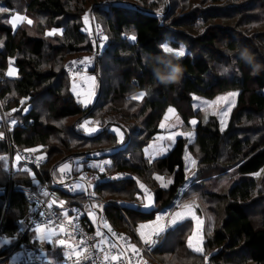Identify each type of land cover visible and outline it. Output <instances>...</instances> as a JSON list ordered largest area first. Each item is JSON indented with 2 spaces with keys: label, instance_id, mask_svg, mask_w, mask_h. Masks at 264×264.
I'll use <instances>...</instances> for the list:
<instances>
[{
  "label": "trees",
  "instance_id": "trees-1",
  "mask_svg": "<svg viewBox=\"0 0 264 264\" xmlns=\"http://www.w3.org/2000/svg\"><path fill=\"white\" fill-rule=\"evenodd\" d=\"M91 7L90 23L107 35V47L101 54L92 41L95 29L90 34L83 32L85 13ZM0 8L6 9L0 11L1 108L6 114L14 110L20 121H32L24 130L11 132L10 140L22 153L48 148L42 168L34 171L19 162L13 180L6 179L1 186L0 241L9 242L0 243V264H11L6 258L25 246L44 251L54 262L64 258L65 250L58 246V239L50 244L39 242L35 232L27 231L23 220L31 206L22 189L37 191L30 176L33 173L40 184L47 182L54 191L68 195L60 187L59 169L82 159L83 170L99 172L90 164L105 161L90 157L96 153L78 150L107 143L112 146L105 149L112 152L108 158L111 164L105 163L104 172L128 175L95 189L102 199V214L115 231L128 234L137 246L142 244L137 227L154 221L158 212L171 206L188 185V154L198 162L199 170L192 176L197 174V182L183 193L181 201H203L209 211L214 209L219 228L204 240V253L200 254L189 242L195 221H182L162 233L154 257L160 264H180L183 260V264H264V207L259 208L262 213L256 219L258 207L264 206V175L254 177L264 168V27H255L264 22V0H0ZM17 13L32 18L34 27L18 26L14 34L10 20ZM52 29L62 30V34L46 38L43 34ZM201 30L203 35H199ZM133 35L135 41L130 39ZM169 38L187 43L199 54L183 59L170 57L162 50ZM245 49L253 54L252 63L242 58ZM80 53H96L93 73L101 78L102 86L93 109L83 108L71 95L69 80L61 71L66 60ZM213 61L225 62L222 77L213 72ZM11 62L18 68L15 79L6 78ZM174 66L183 69L179 82L160 83L156 70L167 75ZM213 73L216 76L210 82ZM105 74L109 76L106 84ZM114 76L118 82H113ZM228 91L238 92V99L225 131L221 132L216 117L206 123L199 120L195 128L191 126L192 141L185 135L166 156L154 160L145 156L144 147L160 133L159 124L169 107L178 110L185 122L182 130L189 133L190 119L200 114L193 107V96L212 100ZM139 92L146 94L142 101L133 99ZM36 96L54 98L48 112L55 120L85 117L93 122L106 115V107L132 101L138 118L146 116L145 129L138 134L146 136L139 154L130 153L131 143L116 147L119 137L110 129L90 137L80 135L78 130L65 134L52 125L43 127L42 118L33 109L26 114L16 109L21 107L20 101H32ZM78 136L84 142L72 145ZM10 152L8 142L1 139L0 157L8 158V162L7 158L0 161L1 170L7 163L11 165ZM1 176L9 178L8 173ZM136 176L153 189V209L144 210L142 201L135 199L143 192ZM71 198L75 200L70 204L82 205L86 194Z\"/></svg>",
  "mask_w": 264,
  "mask_h": 264
},
{
  "label": "rangeland",
  "instance_id": "rangeland-1",
  "mask_svg": "<svg viewBox=\"0 0 264 264\" xmlns=\"http://www.w3.org/2000/svg\"><path fill=\"white\" fill-rule=\"evenodd\" d=\"M151 1L152 0H149V2H151ZM92 11L93 10L91 7L90 9H87V11L85 13V17L86 16L88 17V21L85 22L84 29H83L84 33L90 34L94 29H95L94 33L96 32L97 29L103 30L101 27L95 28L90 23V20H91L90 14H92ZM16 16H20V19H22V20L16 22L15 28L12 27L14 29L13 30L14 34L16 33V31L19 28H24V29L30 28L31 29L34 27V24H35L34 20L32 18L28 17L26 14H20V13L15 14V16H13L11 18L10 24H11V21L14 20ZM28 20H31L32 23L29 24ZM44 23L45 22H43V24ZM18 26H19V28H18ZM255 27L256 28L257 27H261V28L264 27V22H263V24H257ZM53 31L55 32L54 35H51V36L48 35V33L53 32ZM30 33H32V32H30ZM61 34H62V30L52 29V30L47 31L43 35L46 38H52L55 35H61ZM203 34H204V30H201L199 35H203ZM174 39L175 38H169L162 45V50H163V47L165 45H167L168 47H170L173 50V51H169V52L163 51L164 53H166L170 57L175 58V59H183L187 56H196L199 54L198 49L192 50L187 43H184L181 41H179L177 43ZM106 47L101 52H98V54H101L106 49ZM181 49L185 53L184 56H181L178 53H176L177 51H179ZM95 58H96V53H80V54L66 60L63 63L62 69H61V71H63L65 74L66 80L67 81L69 80L71 95L79 103L81 100H83L85 98V96L89 92L92 93L91 100L86 106L80 103L81 106L85 109L89 108V107H91L93 109L95 107V105L99 102V99L101 97L102 80L96 74L93 73ZM217 58H215V59H217ZM75 60L76 61H82L83 65H84V74L82 75L85 77L84 79L74 80V79L69 78L67 73H66L67 64L70 61L75 62ZM224 64H225V62H223V61H220L219 63L213 61V65H214L213 66V72L216 75H218L219 77L223 76ZM57 71L59 72L60 69H58ZM214 73L209 77L210 82H212L216 76ZM17 74H18V68L16 65H14L11 62L9 64V66L7 67L6 78L7 79H15L17 77ZM108 77H109L108 74L104 75L105 84H106ZM99 79H100V85H99ZM118 81L119 80L117 79V77L114 76L113 82L115 83ZM73 89L76 91L74 92ZM77 92L80 93L79 96H77V94H76ZM233 92L236 93V95L234 97L229 95L230 93H233ZM141 93H144V92H139L134 96L135 100L142 101V99L145 97L146 94L144 93V95L141 96L140 95ZM67 94L68 93L64 92L63 96L67 97L66 96ZM218 97H227L228 99L227 100H218L217 99ZM237 99H238V92H236V91L224 92V93L216 96L212 100L204 98L202 96L194 95L193 96V107H194L195 111H199L200 114L198 117L192 118L190 120L191 121L193 119H195L196 121L202 120L203 122L206 123L211 117H216V119H218V121H219L220 130H221V132H223L227 129L231 113L237 105ZM53 101H54V98H52L51 96H43L40 99H39V96H36L35 100H32V101H30V100H28L26 102L20 101V103L22 105H21V107L19 106L16 109L19 111L23 110L22 114H26V113H28V111L30 109H33L42 118L43 127H46L47 125H49V126L52 125V126L56 127L57 130L65 131V134H70L72 131L78 130L80 135H82L84 137L85 136L90 137L92 135H96V134L98 135V134L106 131L107 129H110V131L114 130V129H118L119 134L116 131H114L117 134V136L119 137L118 145L116 147H118L120 144L123 145V143H127V144L131 143L132 144L131 147H128V149L130 148V153L139 154V150L143 146L144 141L146 139L145 138L146 136L143 135V136L139 137L138 134L140 132H143L145 129L143 125H144V122L146 120V116H144L141 119L138 118V116H139L138 109L132 108V106H133L132 101H130V102H126V101L125 102H118L115 105H110V106L106 107V110H105L106 115L102 119H100V120L97 119L94 122L91 119H88L85 117L80 118V119L73 118L70 120H55V119H53L52 116L48 112L49 106ZM3 104L5 105V102H3ZM0 106H1V104H0ZM179 107L181 108L180 105H179ZM111 108L113 109L112 111H110ZM169 108H171L176 113V118L172 121L167 120V119L172 117V115L168 111ZM169 108L167 109V111L164 115L163 121L159 124L160 133L157 136H155L154 138H152V140H150L149 143L144 147L145 148V156L151 160L166 156L170 152V150L174 147V145H175V143L179 137L187 135V136H189V141H190L192 139V135H194L193 134L194 132L191 128L192 127L195 128L196 124L195 125L188 124V127H189L188 131H190V132L185 133L182 130L183 124L185 122L183 121V119L178 114V110L172 106ZM165 117H167V119H165ZM86 120L89 122L86 125V127L96 128V131L94 133L88 134L82 130L81 125ZM161 124H164L163 128L160 127ZM6 133L7 132L5 130H1L0 131V137H3L4 135H6ZM56 134L57 133H55L54 135L56 136ZM173 134H176L175 139H169V137H171ZM121 135H122L123 139L120 138ZM75 142L76 143H82V142H84V139L79 138V136H78V139L73 140L72 145H75L76 144ZM57 143L58 142H56L55 145ZM10 144L14 145L12 142ZM125 145L123 147H125ZM110 146H111V144H108V143L105 145H99V146H93V147L87 146L84 148H80L78 150V152L83 151V152H87V153H96L94 155H91L90 157L91 158L95 157L99 160L105 161V163L111 164V161L108 158L112 152H107L105 150L106 148H108ZM34 149L37 150V153L39 155L45 156V160L47 159V151H48L47 147H37ZM98 149H100V150H98ZM101 152H104V153H101ZM102 156H107V157L101 158ZM132 156L137 157V155H132ZM6 158L0 157V161L1 160L6 161ZM135 160H136V158H135ZM82 161H83L82 159L75 161V163L73 164L75 169L83 170ZM7 162H8V158H7ZM100 162L101 161H96V162L93 161V164L96 163V165L98 166L100 164ZM67 165H68V168L65 169V172L70 168L71 163H68ZM10 168L12 169V166L11 165L9 166V163H7V167L4 170L0 169V187L2 185H4V183L6 182V179H10V181L13 180V178L11 177V169ZM192 168L194 170V173H195V171L199 170V165H198L197 161H196L195 166ZM2 173L3 174L8 173L9 178H5V177L1 176ZM59 175L60 176L62 175L61 171H59ZM261 175H264V168L262 169L261 172L255 174L254 177H259ZM30 176L35 179V176L33 173H31ZM196 177H197V174L195 177H193L192 180H190L188 188L183 189L181 196L183 195V193L186 190H189V191L191 190L193 183L197 182V180L195 179ZM61 179H62V176H61ZM189 179H190V177H189ZM135 180H136V184L138 183L139 185L145 186L142 188V190H143L142 193H140V194L137 193V195H135V199L139 202L142 201L144 210L153 209L154 208L153 189H151L147 186L148 182L145 181L144 179H141V178L136 176ZM224 180H226V178H223V181ZM168 181H171V178H168L167 182ZM201 183H204V182H201ZM161 184H163V183H161ZM61 186H62V188L67 189L66 185L62 184ZM145 191H147V193L151 196V200L148 199V195L145 194ZM181 196L171 206L165 207L162 210H160L154 221H150V222L140 224L136 230L137 234L140 238L141 225L145 226L142 230L146 234H148L150 232L149 229L150 228L152 230L157 229L159 227V223L161 224V232H165V231H168L172 228H175L176 226H178L180 224V222L185 221L187 219L194 220L195 224H196V220L192 218V215L190 213H188V208H191L192 213H194L195 216L200 221H202V223L200 224L199 228H197V224H196V226L194 224V226L192 227V232H191V236L189 238V242L192 245L193 250L195 248H197L200 251L197 253L203 254L204 253V240L212 237L214 232L219 228V219L216 217V215L214 213V209L209 211L207 209V206H205L203 204V201H202V203L199 202L200 204H202V206H200L198 201L194 198L187 200V201H181ZM145 204L149 205V207L145 208L144 207ZM263 207L264 206L258 207L257 210L259 211V214H258V216H256V219H258L262 213L259 208H263ZM201 209H202V212H201ZM177 212H182V213H184V215L182 217H177L176 216ZM252 215L254 217L255 213L252 212ZM158 218H160V219L158 220ZM219 218H220V216H219ZM1 242L6 243L9 241L3 240V241H0V243ZM208 258H209V256L206 257V260ZM43 260L47 261L46 257H43ZM183 263H184V260L180 262V264H183Z\"/></svg>",
  "mask_w": 264,
  "mask_h": 264
},
{
  "label": "built area",
  "instance_id": "built-area-1",
  "mask_svg": "<svg viewBox=\"0 0 264 264\" xmlns=\"http://www.w3.org/2000/svg\"><path fill=\"white\" fill-rule=\"evenodd\" d=\"M105 37L107 38V35L103 30H96L92 40L97 49H104L107 43ZM66 73L69 78L78 80L84 74L82 61H70L67 64ZM13 116L14 110L6 114L0 106V131L5 130L7 132L6 135L0 137V140H6L9 144L11 164L18 165L21 162L26 166L39 170L46 161L45 156L39 155L37 151L29 153L19 152L15 145L10 144L9 134L14 130L27 128V125H31L32 121H18ZM13 151L16 152L15 156L12 154ZM16 156H19L20 160H17ZM61 176L63 184L67 186L64 192L68 195L59 194L47 182L40 184L38 180L33 183L34 186L38 187L36 192L27 189H22V191L31 206L30 212L23 220L24 226L27 231L32 232H35L36 224L56 229L55 234L61 235L60 237H63L66 242L67 251L63 260L59 263H53L49 260L44 261V256L40 252L30 246H25L13 250L6 258L10 260L11 264H121V262L123 264H160L154 257L153 251L160 245L162 234L154 233L149 238V244L142 243L137 246L129 235L115 231L102 214V199L95 192V189L101 185H112L119 180L128 178L126 173L68 170L63 172ZM77 184L82 187H75ZM2 192L3 189L0 187V193ZM44 192H48L49 195L45 196ZM81 193L86 194L82 205L77 203L70 204L71 201L75 200L71 197ZM53 197L57 199V204L49 209L47 204L51 202ZM59 200L65 201L63 210L68 212V218L72 221L71 224H68L61 214ZM41 212H44L45 215L41 216ZM90 214H95V221L90 218ZM61 221L64 223V232L59 231ZM105 222L111 227V233L108 232ZM98 231L103 236H98ZM102 239L103 243H101ZM133 244L136 245L137 250L135 252L131 250V245ZM68 245H71V247ZM122 248L124 249L123 251H121Z\"/></svg>",
  "mask_w": 264,
  "mask_h": 264
},
{
  "label": "snow or ice",
  "instance_id": "snow-or-ice-1",
  "mask_svg": "<svg viewBox=\"0 0 264 264\" xmlns=\"http://www.w3.org/2000/svg\"><path fill=\"white\" fill-rule=\"evenodd\" d=\"M0 11H6V9L0 8ZM20 20H22V19H20V16H16L15 19L11 21V25H12V27L15 28V27H16V22H17V21H20ZM84 20H85V22H87V21H88V17H87V16L84 17ZM28 23L31 24L32 21H31V20H28ZM54 34H55L54 31L48 33V35H50V36H51V35H54ZM105 39H107V38L105 37ZM130 39L133 40V41H135L136 37L133 35V36L130 37ZM0 46H2V41H0ZM163 51H165V52H169V51H173V50H172L170 47H168L167 45H165V46L163 47ZM176 53H178V54L181 55V56H184V54H185L184 51H183L182 49L179 50V51H177ZM14 70H15V69H14ZM73 91L75 92L76 90L73 89ZM76 94H77V96L80 95V93H78V92H77ZM140 95L143 96L144 93H141ZM229 95L234 97V96L236 95V93L233 92V93H230ZM91 97H92V93L89 92V93L85 96V98H84L83 100L80 101V103L86 106V105L90 102ZM133 99H135V97H133ZM217 99H218V100H227L228 98H227V97H218ZM168 111L171 112V111H173V110H172L171 108H169ZM165 119H167V117H165ZM13 123H15V121H13ZM88 123H89V122H88L87 120L84 121V123L81 125L82 130L85 131V132L88 133V134L94 133V132L96 131V128H94V127H93V128L86 127V125H87ZM97 123H98V122H97ZM196 123H197V121H196L195 119H193V120L191 121V124H193V125H195ZM160 127L163 128V127H164V124H161ZM113 131H116V132L119 134V130H118V129H114ZM175 135H176V134H173L171 137H169V139H175ZM181 135H182V134H181ZM120 138L123 139L122 135H121ZM29 151H31V152H35V151H37V150H36V149H29ZM16 159H17V160H20V157H19V156H16ZM188 159H190V158H188ZM190 163H191V165L194 167L195 164H196V161H195L194 159H190ZM67 168H68V165L65 164L63 167H61L60 171L63 173V172H65V169H67ZM100 171H101V172L104 171L103 167L100 168ZM157 179H161V177H157ZM61 183H63V180H61ZM168 183H171V181H168ZM165 186H166V185H165ZM75 187H77V188H81L82 186L79 185V184H77V185H75ZM140 187L143 188L144 186H143V185H140ZM145 194L148 195V199L151 200V196L147 193V191H145ZM44 195H45V196H48L49 193H48V192H44ZM58 203H59V207H60V210H61V214L63 215L64 219L67 220L68 224H71L72 221L68 218V212L63 210V209H64V205H65V201H63V200H59ZM56 204H57V199H56L55 197H53V199L51 200V202L47 204V207H48L49 209H51V208H53V205H56ZM144 207H145V208H148L149 205L145 204ZM188 213H190V214L192 215V218L196 220L197 228H199V226H200V224L202 223V221H200V220L195 216V214L192 213V209H191V208H188ZM40 215H41V216H44L45 213H44V212H41ZM183 215H184V213H182V212H177V213H176V216H177V217H182ZM90 218H91L93 221H95V219H96L95 214H90ZM159 219H160V218H158V220H159ZM105 226L108 227V232L111 233V232H112V229H111L110 226L107 225L106 222H105ZM144 227H145L144 225H141L140 238L143 240V242H144L145 244H149V243H150V240H149L147 234L142 230ZM34 231L37 233V239H38L40 242H43V241L47 240V241H49V243H51V241H52V237H53V236L55 235V233H56V229H54V228H50V227H47L46 225H41V224H36V227H35V230H34ZM59 231H60V232H64V231H65V227H64V223H63V221L60 222ZM97 235H98V236H103V234L100 233L99 231L97 232ZM113 235H115V234H113ZM103 242H104V241H103V239H102V240H101V243H103ZM65 243H66L65 240H62V239L59 240V244H60L61 246H64ZM68 246L71 247V245H68ZM123 250H124V249L122 248L121 251H123ZM131 250H132V252H135V251L137 250L135 244L131 245ZM194 250H195L196 252H200L197 248H195ZM113 259H115V257H113ZM121 264H123V262H121Z\"/></svg>",
  "mask_w": 264,
  "mask_h": 264
},
{
  "label": "clouds",
  "instance_id": "clouds-1",
  "mask_svg": "<svg viewBox=\"0 0 264 264\" xmlns=\"http://www.w3.org/2000/svg\"><path fill=\"white\" fill-rule=\"evenodd\" d=\"M93 36H94V33H93ZM93 39V38H92ZM93 41V40H92ZM94 43V42H93ZM107 44V43H106ZM107 45H105V47H106ZM104 47V48H105ZM103 50V49H102ZM101 49H96V52L98 53V52H101L102 51ZM241 56H242V58L246 61V62H248V63H252L253 62V59H254V57H253V54L250 52V51H248L247 49H245L242 53H241ZM182 72H183V69L180 67V66H174L173 68H172V71L169 73V74H167V75H165V74H163L161 71H159V70H156V78L160 81V83H165V84H169V83H178L179 82V79H180V76H181V74H182ZM253 74H255V68H254V71H253ZM13 118H16L15 116H13ZM16 120H18L17 118H16ZM18 121H20V120H18ZM25 122V121H24ZM21 130H24V129H21ZM112 132V131H111ZM31 152V151H30ZM47 160V159H46ZM79 160V159H78ZM78 160H74V161H72L71 162V166H73L74 167V163H75V161H78ZM46 162V161H45ZM12 165V164H11ZM25 165V164H24ZM44 165V164H43ZM107 165H108V163H107ZM26 166V165H25ZM27 167V169H29V168H31V169H33L34 170V168L33 167H31V166H26ZM103 167V169H104V167H105V162H104V165L102 166ZM19 169L18 168V165H12V169H11V177L13 176V170L14 169ZM42 168V167H41ZM101 168V167H100ZM99 168V169H100ZM36 170V169H35ZM34 170V171H35ZM75 171H78V172H80V171H83V170H78V169H74ZM87 170H91V169H87ZM68 171V170H67ZM99 172H101V171H99ZM104 172V171H103ZM33 180H34V182H36L37 181V179L35 178H33ZM62 180V179H61ZM63 184V183H62ZM61 187V189L63 190V191H65L64 190V188H62V186H60ZM3 192H4V190H3ZM2 192V193H3ZM154 233H160V234H162L163 232H154ZM153 233V234H154ZM126 234V233H125ZM128 235V234H127ZM61 235H58V234H55L53 237H55L53 240H55V239H61V238H63V237H60ZM152 236V235H151ZM52 240V241H53ZM63 240V239H62ZM141 240V239H140ZM58 242V241H57ZM141 242L142 243H144L142 240H141ZM58 244V243H57ZM61 248H64L63 246H61ZM64 250H65V248H64ZM66 254V250H65V253H64V255ZM44 255H45V253H44ZM43 255V256H44ZM44 257H46V255L44 256ZM46 259L47 260H49V261H51V262H53V263H59V262H61V261H55L54 262V260H51V259H49V258H47L46 257Z\"/></svg>",
  "mask_w": 264,
  "mask_h": 264
},
{
  "label": "crops",
  "instance_id": "crops-1",
  "mask_svg": "<svg viewBox=\"0 0 264 264\" xmlns=\"http://www.w3.org/2000/svg\"><path fill=\"white\" fill-rule=\"evenodd\" d=\"M85 77L84 76H81L79 79H84ZM91 87V86H90ZM171 115H172V117L171 118H169V119H167L168 121H172V120H174L175 118H176V113L174 112V111H171V112H169ZM112 132H114L113 130H111ZM115 133V132H114ZM194 134V133H193ZM194 139V135H192V139L190 140V141H192ZM187 158H190V159H192L188 154H187ZM157 159V158H156ZM190 159H188V161H189V175H188V180H189V183H190V180L192 179V176L194 175V170H193V166L191 165V163H190ZM94 162H96V161H94ZM104 165V162H100V164L97 166L96 165V163H94L93 164V162L90 164V166H93V167H98V168H100V167H102ZM75 169V167H73V166H70V168L68 169V170H74ZM189 177H190V179H189ZM189 183H188V185L184 188V189H186V188H188V186H189ZM149 233L147 234V236H148V238H150L151 237V235L154 233V232H161V224L159 223V227L157 228V229H154V230H152L151 228L149 229ZM55 237H52V240L54 239ZM61 239H63V238H61ZM61 239H58V246L59 247H61V245L59 244V240H61ZM39 241V240H38ZM40 242V241H39ZM43 242H46V243H48V244H50L49 243V241H47V240H45V241H43ZM52 242V241H51ZM68 242H70V241H68ZM3 244H8V242H6V243H3ZM64 247H65V250H66V244L64 245ZM67 251V250H66ZM44 253H42V255H43Z\"/></svg>",
  "mask_w": 264,
  "mask_h": 264
}]
</instances>
